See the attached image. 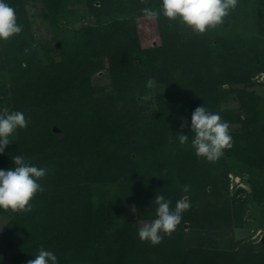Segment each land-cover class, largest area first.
I'll list each match as a JSON object with an SVG mask.
<instances>
[{
    "label": "trees",
    "instance_id": "obj_1",
    "mask_svg": "<svg viewBox=\"0 0 264 264\" xmlns=\"http://www.w3.org/2000/svg\"><path fill=\"white\" fill-rule=\"evenodd\" d=\"M29 1L5 0L23 31L0 41V112L20 111L28 125L0 153V170L22 155L46 175L30 212L0 209L8 216L0 264H28L41 247L58 264H264V241L233 235L251 203L264 221V94L254 79L264 72V0H238L215 35L161 13V43L150 47L140 42L137 18L162 0H76L95 23L72 30L75 0H45L43 16L61 45L43 54L33 45ZM149 79L164 87L154 110L139 99ZM230 95L234 109L225 107ZM201 106L230 125L233 146L215 162L191 146V117ZM178 134L189 142L181 145ZM231 171L248 173L251 191L231 197ZM156 195L172 209L181 198L190 208L153 246L138 230L157 218Z\"/></svg>",
    "mask_w": 264,
    "mask_h": 264
},
{
    "label": "clouds",
    "instance_id": "obj_2",
    "mask_svg": "<svg viewBox=\"0 0 264 264\" xmlns=\"http://www.w3.org/2000/svg\"><path fill=\"white\" fill-rule=\"evenodd\" d=\"M237 3L238 0H162L158 11L145 7L142 12L148 19H158L162 13L169 21H178L195 34L202 35L222 24ZM22 31L23 26L18 24L15 9L5 0H0V41L7 42ZM146 86L154 88L155 81L149 79ZM27 125L28 121L20 111H9L5 107L0 112V153H4L6 146L12 143L10 137L17 129H24ZM183 127L185 124L181 125ZM229 128V123L223 121L219 114L208 111L204 106L197 107L191 117V131L194 133L191 146L196 156L208 162L222 157L224 151L233 146ZM178 139L181 145L189 142L184 134H178ZM13 163L14 168L0 170V209L13 213L30 212L31 201L43 191L38 181L46 175V169L31 165L22 155L14 156ZM183 191L188 192V186H184ZM155 203L158 205L157 218L138 230L139 240L153 246L162 243L164 236L171 237L180 225L183 213L190 208V203L184 198L176 202L174 209L170 208L171 201L163 195H156ZM28 264H58V257L41 247L35 259Z\"/></svg>",
    "mask_w": 264,
    "mask_h": 264
},
{
    "label": "rangeland",
    "instance_id": "obj_3",
    "mask_svg": "<svg viewBox=\"0 0 264 264\" xmlns=\"http://www.w3.org/2000/svg\"><path fill=\"white\" fill-rule=\"evenodd\" d=\"M72 7H75L77 13L73 14L70 23L69 30L74 28L81 27L82 25H92L95 23V17L90 14L86 8L84 2L73 1ZM46 5L45 0H30L28 5V11L30 13L32 21V31L34 33L33 45L38 48L41 54L46 50V47H55L58 48L61 45L60 37L56 35L53 28L50 26L47 20L43 16L45 12ZM137 27L140 42L143 47L155 46L161 43V38L159 34L158 23L156 19H148L146 16L137 18ZM211 34L215 35L216 33H222L224 28L220 25H217L215 28L208 29ZM52 50V49H51ZM53 55H58L57 51H52ZM104 71L99 73L100 78L99 82L104 83ZM256 76V75H255ZM257 85L255 89L260 94H264V80L259 78L256 80ZM147 83L142 85L140 88L141 94L139 95L140 102L147 105L148 109L154 110L156 108L155 95L164 90V87L160 84H155L154 88L149 89ZM233 95L228 97V101L225 104V107L234 109L238 106V101L235 100ZM16 137V132L10 137L13 139ZM228 187L229 194L232 197H235V192L240 188L251 191V182L249 180L248 173H237L234 171L229 172L228 174ZM245 195L244 192L239 194ZM126 213L128 216H136V207L133 203L126 204ZM8 216L0 213V231L2 226L7 222ZM152 220H141L140 227L144 224L151 223ZM235 240H252L257 244H263L264 241V221L261 219L260 208H257L256 204H250L248 211L245 214V224L243 227L234 229L233 232Z\"/></svg>",
    "mask_w": 264,
    "mask_h": 264
},
{
    "label": "built area",
    "instance_id": "obj_4",
    "mask_svg": "<svg viewBox=\"0 0 264 264\" xmlns=\"http://www.w3.org/2000/svg\"><path fill=\"white\" fill-rule=\"evenodd\" d=\"M259 78H261V79L264 80V72H260V73H258V74L254 77L255 80H257V79H259Z\"/></svg>",
    "mask_w": 264,
    "mask_h": 264
}]
</instances>
